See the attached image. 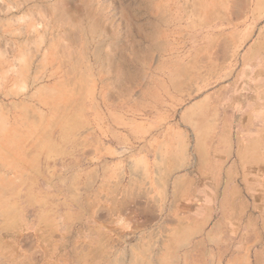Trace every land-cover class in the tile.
<instances>
[{"label": "rangeland", "instance_id": "374dc122", "mask_svg": "<svg viewBox=\"0 0 264 264\" xmlns=\"http://www.w3.org/2000/svg\"><path fill=\"white\" fill-rule=\"evenodd\" d=\"M264 264V0H0V264Z\"/></svg>", "mask_w": 264, "mask_h": 264}, {"label": "bare ground", "instance_id": "6f19581e", "mask_svg": "<svg viewBox=\"0 0 264 264\" xmlns=\"http://www.w3.org/2000/svg\"><path fill=\"white\" fill-rule=\"evenodd\" d=\"M203 264V263H202Z\"/></svg>", "mask_w": 264, "mask_h": 264}]
</instances>
